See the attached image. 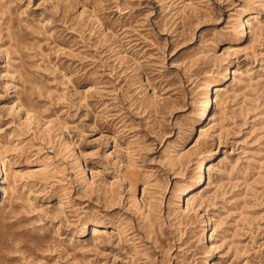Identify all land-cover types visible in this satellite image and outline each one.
I'll return each mask as SVG.
<instances>
[{"label": "rangeland", "instance_id": "rangeland-1", "mask_svg": "<svg viewBox=\"0 0 264 264\" xmlns=\"http://www.w3.org/2000/svg\"><path fill=\"white\" fill-rule=\"evenodd\" d=\"M0 176V264H264V0H0Z\"/></svg>", "mask_w": 264, "mask_h": 264}, {"label": "bare ground", "instance_id": "bare-ground-1", "mask_svg": "<svg viewBox=\"0 0 264 264\" xmlns=\"http://www.w3.org/2000/svg\"><path fill=\"white\" fill-rule=\"evenodd\" d=\"M209 102L210 101H208V104H207V106L209 105ZM201 138V135H199V137H198V139H200ZM3 177V176H2ZM2 177L0 176V182H1V180H2ZM203 181V175H202V178H201V180H200V183ZM194 186H192L191 188H193ZM187 191H186V189H184L183 190V195L182 196H185V195H187V193H186Z\"/></svg>", "mask_w": 264, "mask_h": 264}]
</instances>
